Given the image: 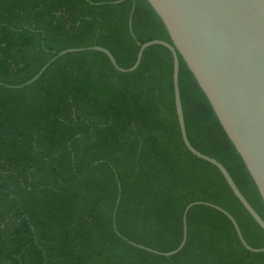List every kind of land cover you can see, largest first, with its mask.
I'll return each mask as SVG.
<instances>
[{
  "label": "trees",
  "instance_id": "1",
  "mask_svg": "<svg viewBox=\"0 0 264 264\" xmlns=\"http://www.w3.org/2000/svg\"><path fill=\"white\" fill-rule=\"evenodd\" d=\"M151 39L172 43L148 0H0V264H264V251L247 249L205 204L188 210L184 246L164 254L198 200L264 247L221 170L184 143L168 47H146L129 72L99 50L64 53L27 83L72 47H106L129 68ZM178 55L191 144L227 168L264 219L253 177Z\"/></svg>",
  "mask_w": 264,
  "mask_h": 264
},
{
  "label": "water",
  "instance_id": "2",
  "mask_svg": "<svg viewBox=\"0 0 264 264\" xmlns=\"http://www.w3.org/2000/svg\"><path fill=\"white\" fill-rule=\"evenodd\" d=\"M148 1L164 22L172 43L163 39L139 42L137 60L129 68L120 66L113 53L100 45L67 48L59 51L27 83L37 79L51 62L64 53L86 48L99 50L108 55L118 70L129 72L140 64L146 47L152 44L168 47L174 57L175 104L186 147L194 155L215 164L221 170L234 194L264 229L263 217L241 192L227 168L216 158L195 148L187 136L179 87L178 55H182L207 96L225 132L245 162L264 202V0ZM129 23H132V14ZM118 188L117 204L121 198L119 179ZM196 204H205L224 212L232 220L240 240L247 249L264 251V247H253L245 240L238 222L230 212L215 203L198 200L189 203L184 209L183 238L180 245L164 254H174L184 246L187 239V213ZM39 247L42 249L40 245Z\"/></svg>",
  "mask_w": 264,
  "mask_h": 264
}]
</instances>
